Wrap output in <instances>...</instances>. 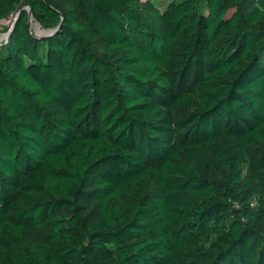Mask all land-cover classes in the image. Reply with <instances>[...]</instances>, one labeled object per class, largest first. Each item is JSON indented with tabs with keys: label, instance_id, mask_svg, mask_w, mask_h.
<instances>
[{
	"label": "trees",
	"instance_id": "16d2710c",
	"mask_svg": "<svg viewBox=\"0 0 264 264\" xmlns=\"http://www.w3.org/2000/svg\"><path fill=\"white\" fill-rule=\"evenodd\" d=\"M156 1L0 0V264H264V0Z\"/></svg>",
	"mask_w": 264,
	"mask_h": 264
},
{
	"label": "rangeland",
	"instance_id": "374dc122",
	"mask_svg": "<svg viewBox=\"0 0 264 264\" xmlns=\"http://www.w3.org/2000/svg\"><path fill=\"white\" fill-rule=\"evenodd\" d=\"M145 1V0H141ZM171 1H180V0H159L156 1L155 7L158 9V11H162L165 5ZM145 11V16H148L152 10L144 9ZM15 16L11 15L8 19L0 21V42L4 41L6 35L8 34L11 26L14 24ZM153 23L155 26H160V20L158 18H153ZM28 28L30 32L33 35L40 36L44 34L45 32L51 30H46L40 26L35 20L31 19L28 22Z\"/></svg>",
	"mask_w": 264,
	"mask_h": 264
},
{
	"label": "water",
	"instance_id": "95a60500",
	"mask_svg": "<svg viewBox=\"0 0 264 264\" xmlns=\"http://www.w3.org/2000/svg\"><path fill=\"white\" fill-rule=\"evenodd\" d=\"M23 9L27 10L28 13H29V17H28V22H29L31 19H33V17H32V15H31V13H30V11H29V9H28L27 6H24V7L21 8V10H23ZM15 19H16V17H15ZM14 21H15V20H14ZM27 26H28V23H27ZM59 27H60V24H59L56 28L47 31V32H45L44 34H42V35H40V36H36V35H34V37H36V38H41V39H44V38L50 37V36H52L53 34H55V33L58 31ZM12 28H13V25L11 26V28H10L8 34L6 35V37H5V39H4L5 42L8 41V39H9V37H10V34H11V32H12Z\"/></svg>",
	"mask_w": 264,
	"mask_h": 264
}]
</instances>
